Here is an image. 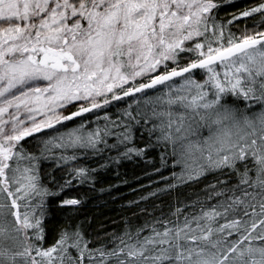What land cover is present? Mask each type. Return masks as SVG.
Here are the masks:
<instances>
[{
	"label": "snow or ice",
	"instance_id": "1",
	"mask_svg": "<svg viewBox=\"0 0 264 264\" xmlns=\"http://www.w3.org/2000/svg\"><path fill=\"white\" fill-rule=\"evenodd\" d=\"M0 264H264V0H0Z\"/></svg>",
	"mask_w": 264,
	"mask_h": 264
},
{
	"label": "trees",
	"instance_id": "2",
	"mask_svg": "<svg viewBox=\"0 0 264 264\" xmlns=\"http://www.w3.org/2000/svg\"><path fill=\"white\" fill-rule=\"evenodd\" d=\"M246 2L247 0H237V4L240 6H243ZM121 171L127 173L129 177H131V175L137 173L139 169L133 164L128 163L121 169ZM115 182L116 177L113 174L108 173L104 177V184L98 185V187L107 186L108 184ZM119 191L121 193H127L128 189L127 187H121ZM88 196L89 201L82 211L85 216L90 218V232L103 233L110 232L113 229L119 230L123 223L121 220L122 213L120 206L124 201L120 199H112V194L107 192L99 193L89 191ZM114 221L115 223H113Z\"/></svg>",
	"mask_w": 264,
	"mask_h": 264
}]
</instances>
